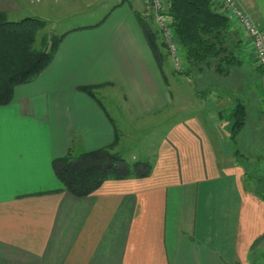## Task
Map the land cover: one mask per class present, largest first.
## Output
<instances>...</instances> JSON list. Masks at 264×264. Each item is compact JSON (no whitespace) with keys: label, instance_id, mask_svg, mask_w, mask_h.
Instances as JSON below:
<instances>
[{"label":"crops","instance_id":"crops-1","mask_svg":"<svg viewBox=\"0 0 264 264\" xmlns=\"http://www.w3.org/2000/svg\"><path fill=\"white\" fill-rule=\"evenodd\" d=\"M42 1L0 0V12L13 20L44 17ZM64 1V11H78L70 17L92 4ZM236 1L264 33V0ZM95 3L98 16L94 8L89 20L64 32L49 66L0 105V264H264L254 255H264V194L240 158L252 169L264 161V73L252 87L247 76L257 66L247 40L233 24L243 40L241 62L227 76L194 71L193 88V76L177 72L168 53L171 78L151 46L147 15L158 43L164 39L149 0ZM81 87H95L96 96ZM106 89L120 98L113 111L97 96ZM252 100L262 117L252 126L263 129L241 153L236 146L252 130ZM238 103L248 116L232 139L230 113ZM171 109L154 159L142 158L153 164L149 176L107 180L85 197L64 189L56 158L112 145L119 136L117 148L129 133L124 118L135 126Z\"/></svg>","mask_w":264,"mask_h":264},{"label":"trees","instance_id":"trees-1","mask_svg":"<svg viewBox=\"0 0 264 264\" xmlns=\"http://www.w3.org/2000/svg\"><path fill=\"white\" fill-rule=\"evenodd\" d=\"M168 2L175 36L183 49L185 69L180 73L193 76L194 71L203 72L213 68L219 75H229L232 68L241 62L243 40L229 17L218 11L216 1ZM143 21L146 22L145 19ZM46 25L47 21L39 17L27 16L13 20L7 13L0 12V105L9 104L18 85L35 79L52 62L65 33L55 37L50 48L36 49L38 33ZM144 29L156 55L160 53L161 60H164L165 52L170 54L166 40L163 37L164 40L158 43L159 32L148 23L144 24ZM257 69L264 73V67L257 66ZM80 89L96 96L95 87ZM199 93L207 94V91L199 90ZM247 116V108L243 103H238L231 111L232 139L246 125ZM118 142L119 136L112 145L56 158L55 171L64 189L76 197H85L97 191L107 180L149 176L153 164L143 159L128 162L123 154L114 152Z\"/></svg>","mask_w":264,"mask_h":264},{"label":"rangeland","instance_id":"rangeland-1","mask_svg":"<svg viewBox=\"0 0 264 264\" xmlns=\"http://www.w3.org/2000/svg\"><path fill=\"white\" fill-rule=\"evenodd\" d=\"M90 1V0H89ZM97 1V0H96ZM95 0H91L92 4L91 7L86 8V12L82 10L80 12V15L77 17H70L72 14L75 13H69L64 11L65 9V1L64 0H47L42 1L41 7L44 5L46 6V11H44V17H39L41 19H45L47 21V25L44 29L40 30L37 36V40L35 42V48L36 49H46L50 48V45L53 42V39L55 37H60L69 30V28L75 24H80L81 22H85L89 19H87V16H92L93 14H88L89 12H92L94 8H96L97 14H94L98 16V13L100 12L101 8H98L96 6ZM151 5V9L149 8V11L153 12L154 8L152 6L151 1H149ZM88 10V11H87ZM84 12V13H83ZM142 14H144L142 12ZM28 16H33L31 13H28ZM11 18H18L14 17L13 15ZM146 22L152 27L156 28V23L154 20V17L147 15L144 17ZM158 42L161 40V36L158 37ZM164 51V47H162ZM164 63L167 67L170 68V77H174V73L172 70V63L170 56L165 52L164 56ZM254 72L250 76H247V79H250L253 85L260 86V72L259 70L252 68ZM180 73V72H179ZM176 74V73H175ZM180 75V74H179ZM197 75H193L192 79V86L195 88L196 86V79ZM183 79V78H182ZM184 82H186L183 79ZM213 81V80H212ZM98 98L105 103L109 110L113 111L115 110L114 107H117L119 103V95L116 92H111L108 89L104 90V92L98 93ZM191 110V109H190ZM187 110L188 112L190 111ZM251 115H250V126L252 127V130H246L247 132H243V136L239 139L238 145L236 148H240L243 152H246L248 150V142L252 137V132L256 130H262L263 128L261 126L255 125L252 126V120L259 121L261 117V112L259 111V106L255 105V103L252 100V106H251ZM192 112V110H191ZM178 114V113H177ZM183 114V113H182ZM176 115V114H175ZM172 109L164 114L158 115L156 117H149L146 119V122L144 120V123L138 122L135 126L131 125L129 118H124L126 121H128L127 125L129 126V133L128 137L121 145H119L117 148H114V152H119L124 155L125 159L128 162H133L136 159H142L145 157L150 158V160H153L156 153V148L159 144L160 139L163 137V135L166 133L172 119ZM181 118V115H177L176 119ZM121 119H118L116 117V122L119 123ZM264 130V129H263ZM120 143V141H119ZM128 144V145H127ZM127 145V146H126ZM235 145V144H234ZM126 146L125 148H123ZM241 161L247 166L248 171V181L255 185L258 191L264 194V161H262L255 169H252L251 161L248 159L240 156ZM255 258L258 262H262L264 259V255L262 253H254Z\"/></svg>","mask_w":264,"mask_h":264},{"label":"built area","instance_id":"built-area-1","mask_svg":"<svg viewBox=\"0 0 264 264\" xmlns=\"http://www.w3.org/2000/svg\"><path fill=\"white\" fill-rule=\"evenodd\" d=\"M155 10V17L158 26L167 42L173 64L178 72L185 69L183 49L177 41L172 23V15L169 11L168 0H149ZM218 11L229 17L236 25L243 39L247 40L255 55V65L264 67V33L243 11L236 0H215Z\"/></svg>","mask_w":264,"mask_h":264}]
</instances>
